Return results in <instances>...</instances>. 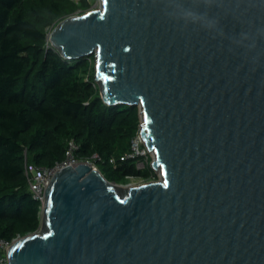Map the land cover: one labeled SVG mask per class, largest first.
<instances>
[{"label": "water", "instance_id": "95a60500", "mask_svg": "<svg viewBox=\"0 0 264 264\" xmlns=\"http://www.w3.org/2000/svg\"><path fill=\"white\" fill-rule=\"evenodd\" d=\"M48 40L93 55L105 103L139 108L161 179L57 170L7 264H264V0H101Z\"/></svg>", "mask_w": 264, "mask_h": 264}, {"label": "trees", "instance_id": "16d2710c", "mask_svg": "<svg viewBox=\"0 0 264 264\" xmlns=\"http://www.w3.org/2000/svg\"><path fill=\"white\" fill-rule=\"evenodd\" d=\"M89 8V0H0L1 240L11 242L40 226L25 160L53 166L73 142L72 156L93 161L110 182L156 176L149 162L137 168L140 156L120 159L140 129L139 108L105 103L93 55L63 58L48 40L58 22ZM5 255L0 250V264L7 263Z\"/></svg>", "mask_w": 264, "mask_h": 264}, {"label": "built area", "instance_id": "2783aa9c", "mask_svg": "<svg viewBox=\"0 0 264 264\" xmlns=\"http://www.w3.org/2000/svg\"><path fill=\"white\" fill-rule=\"evenodd\" d=\"M100 2H101V0H100ZM91 9H94V8L90 7L88 10H91ZM140 141L142 142V138L140 136V129H139V131L137 132L135 137H133L131 139V147H130L129 153H126L125 155L121 156L120 159H124L126 157L140 156L141 159L137 161L136 166H137V168L141 169L145 166L146 162H149V160L147 158H143L144 154L146 153L145 150L146 149L148 150V148L143 147L144 145L142 143L141 144L142 148L140 149V145H139ZM69 145L70 146H69V149L66 153L65 159L62 160L61 162L55 163L53 166H49V167L40 166V165H36L34 163H30L26 160L24 162V175L26 177V183H27L28 189L30 190L32 196L39 201L40 219H41V215H42V208H43L47 183L49 182V180L51 179V177L54 175V173L57 170L65 167V166H68V165L75 166L80 162H85V163L91 165L92 167H96L94 165L93 161H87V160L86 161H80V162L77 161L71 154V151L75 147L73 142H70ZM139 150H142V151H139ZM94 159H98V156L94 155ZM111 162H113V159H111ZM149 164H151V163L149 162ZM131 177L132 176H130L129 178H131ZM18 237L19 236H17L16 238H18ZM16 238L12 239L11 242H7V241L0 239V250H3L6 253ZM5 261H6V255H5Z\"/></svg>", "mask_w": 264, "mask_h": 264}, {"label": "rangeland", "instance_id": "374dc122", "mask_svg": "<svg viewBox=\"0 0 264 264\" xmlns=\"http://www.w3.org/2000/svg\"><path fill=\"white\" fill-rule=\"evenodd\" d=\"M89 2H90L91 8H99V6H100V0H89ZM93 63H94V60H93ZM97 84L99 85V82ZM142 143H143V140H142V142L141 141L139 142L140 149L142 148V146H141ZM143 145H144V143H143ZM143 147H146V146L144 145ZM139 151H142V150H139ZM145 151H146V153L144 154L143 158H147L149 160V162L151 163V161L154 158V154L150 150L148 151L146 149ZM154 173L156 175L154 179L142 180L141 178L131 177V178H128V181L126 184H119V185L127 187V189H128L130 187L137 186V185L142 184V183L147 182V181L160 180L161 179L160 171H158L157 169L156 170L154 169ZM41 217H42V215H41ZM41 228H42V218L40 219V226H39L38 231H40Z\"/></svg>", "mask_w": 264, "mask_h": 264}, {"label": "bare ground", "instance_id": "6f19581e", "mask_svg": "<svg viewBox=\"0 0 264 264\" xmlns=\"http://www.w3.org/2000/svg\"><path fill=\"white\" fill-rule=\"evenodd\" d=\"M76 166V165H75ZM74 167V166H73ZM110 187H114V188H117V189H127V187H124L122 185H119V184H116V183H109L108 184ZM129 189V188H128Z\"/></svg>", "mask_w": 264, "mask_h": 264}]
</instances>
